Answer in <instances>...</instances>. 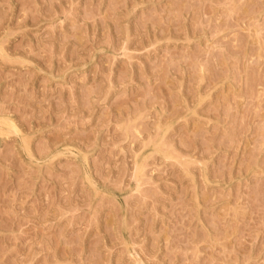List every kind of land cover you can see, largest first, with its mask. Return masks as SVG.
Wrapping results in <instances>:
<instances>
[{
    "label": "rangeland",
    "instance_id": "374dc122",
    "mask_svg": "<svg viewBox=\"0 0 264 264\" xmlns=\"http://www.w3.org/2000/svg\"><path fill=\"white\" fill-rule=\"evenodd\" d=\"M0 264H264V0H0Z\"/></svg>",
    "mask_w": 264,
    "mask_h": 264
}]
</instances>
